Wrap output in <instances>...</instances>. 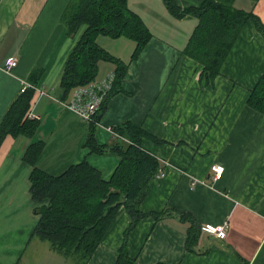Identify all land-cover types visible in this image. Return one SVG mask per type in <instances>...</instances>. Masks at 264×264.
<instances>
[{"label": "crops", "instance_id": "0c3cea01", "mask_svg": "<svg viewBox=\"0 0 264 264\" xmlns=\"http://www.w3.org/2000/svg\"><path fill=\"white\" fill-rule=\"evenodd\" d=\"M69 1L0 0V121L32 69H43L27 111L38 121L34 134L7 136L0 146V264H56L55 250L33 233L38 214L29 193L32 167L21 159L30 142L43 141L36 166L54 175L85 159L107 180L120 160L112 151L94 153L83 146L89 121L68 105L80 87L62 98L65 59L85 29L81 25L66 34L60 15ZM201 1L175 0L181 8ZM127 5L151 37L131 61V39L125 42L129 53L119 54L110 46L125 37H96L110 54L129 62L122 91L109 96L95 137L109 144L110 127L129 120L148 132L142 148L159 162L139 205L146 215L126 236L130 257L134 264H264V113L246 102L264 74L263 34L247 20L218 74L205 83L202 66L182 53L197 18L175 17L163 0H127ZM233 5L264 25V0H234ZM9 59L16 64L6 69ZM114 68L100 61L95 81L108 80ZM215 164L223 166L219 179L213 178ZM163 210L167 214L153 216ZM180 213L199 228L225 222L226 236L200 231L186 250L189 221ZM130 221L121 207L86 264H115ZM64 264L77 263L66 259Z\"/></svg>", "mask_w": 264, "mask_h": 264}, {"label": "trees", "instance_id": "16d2710c", "mask_svg": "<svg viewBox=\"0 0 264 264\" xmlns=\"http://www.w3.org/2000/svg\"><path fill=\"white\" fill-rule=\"evenodd\" d=\"M163 1L175 17L197 18V24L182 53L202 66L200 78L205 83L211 82L218 74L224 58L247 20H252L264 36V25L250 13L235 8L234 0H202L198 5L184 8L176 4L175 0ZM60 20L68 35H73L81 25H85L65 59L60 80L63 99L72 88H88L96 80L100 61H110L115 66L110 89L89 120L83 146L94 153L112 151L120 160L107 180L102 177L100 170L85 159L70 164L61 173L54 175L36 166L44 146L43 141L30 142L21 159L32 167L28 176L29 193L36 203L34 213L38 214L33 233L46 240L52 249L61 252L65 259L86 264L119 209L124 207L131 221L116 251L115 264H134V259L128 253L126 236L146 215L139 205L149 179L158 171L159 162L142 148V137L149 136L148 132L131 121L125 120L110 127L114 139L109 144H99L96 141L95 129L109 96L122 91L120 83L128 62L137 58L151 33L141 17L128 7L127 0H70L63 9ZM98 35L131 39L135 45L129 61L124 62L100 46L96 41ZM42 70L40 67L32 69L28 81L32 86L18 92L2 117L0 146L7 136L21 134L31 137L34 134L38 121L29 118L27 111ZM89 97L86 90L82 98ZM246 102L253 109L264 113V74L250 89ZM165 214L167 211L163 210L153 213V216L158 219ZM179 215L189 221L185 247L186 250H191L197 242L200 228L188 214Z\"/></svg>", "mask_w": 264, "mask_h": 264}, {"label": "built area", "instance_id": "2783aa9c", "mask_svg": "<svg viewBox=\"0 0 264 264\" xmlns=\"http://www.w3.org/2000/svg\"><path fill=\"white\" fill-rule=\"evenodd\" d=\"M16 64L14 59H9L6 61L5 67L6 69L12 68ZM111 77L108 80H104L101 82H91L88 85V88L80 87V91L78 94L75 93L74 98L68 104L74 111L80 114L86 120H90L92 115L98 109L102 100L106 97L108 90L111 86ZM30 86L29 83L22 82L20 86V91H23L26 87ZM88 90L89 99L82 98V94ZM213 169V178L219 179L222 176L223 166L219 164H215L212 166ZM158 175H162L160 172ZM225 222L213 225V224H205L202 227L204 232L213 233L218 238H224L226 236V230L224 229ZM201 230V231H202ZM202 231V232H203Z\"/></svg>", "mask_w": 264, "mask_h": 264}, {"label": "rangeland", "instance_id": "374dc122", "mask_svg": "<svg viewBox=\"0 0 264 264\" xmlns=\"http://www.w3.org/2000/svg\"><path fill=\"white\" fill-rule=\"evenodd\" d=\"M99 37H101L100 35H99ZM98 37V38H99ZM103 37H105V38H108V39H121V38H124V37H117V38H112V37H108V36H105V35H103ZM98 38H97V40H98ZM100 42V41H99ZM125 42H130V43H133L131 40H129V39H126V38H124V39H121L120 41H117V42H115V43H113V44H111V49H112V51L114 52V53H119V54H121V53H126L127 52V54L129 53V51H130V47H128V45L125 43ZM101 44L102 43H105V42H100ZM103 45V44H102ZM101 63H107V64H110L111 65V62L110 61H104V60H102L101 61ZM113 77H114V72H113V74L111 75V79H113ZM110 130H112L111 128H110ZM122 139H125V138H123L122 137ZM205 224H207V223H205ZM205 224H202L201 226H200V231L202 230V227H203V225H205ZM209 224H211V223H209ZM213 225H218V224H213ZM224 229H225V227H224ZM203 231V230H202ZM204 232V231H203ZM213 234V233H212ZM221 239H223V238H221ZM43 244H48L46 241H44L43 242ZM42 253V252H41ZM42 256H46L45 254H41L40 255V257H42ZM51 256H52V260L53 261H55L56 262V264H64V261L66 260L64 257H63V255L61 254V252H59V251H57V250H55V252H52L51 253ZM40 259H42V262H43V259H45V257L44 258H40ZM68 260V259H67ZM69 260H71V259H69ZM71 261H73V260H71ZM70 262V261H69ZM74 262V261H73ZM74 263H76V262H74ZM78 264V263H77Z\"/></svg>", "mask_w": 264, "mask_h": 264}]
</instances>
